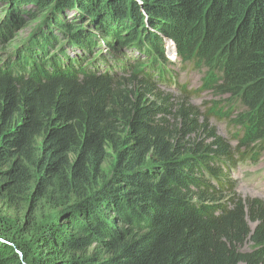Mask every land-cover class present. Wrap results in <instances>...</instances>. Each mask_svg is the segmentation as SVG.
I'll use <instances>...</instances> for the list:
<instances>
[{
	"label": "trees",
	"instance_id": "16d2710c",
	"mask_svg": "<svg viewBox=\"0 0 264 264\" xmlns=\"http://www.w3.org/2000/svg\"><path fill=\"white\" fill-rule=\"evenodd\" d=\"M19 1L55 16L0 61V187L61 209L30 245L0 227V264H264V209L224 181L264 150V0ZM177 62L204 112L158 90Z\"/></svg>",
	"mask_w": 264,
	"mask_h": 264
},
{
	"label": "rangeland",
	"instance_id": "374dc122",
	"mask_svg": "<svg viewBox=\"0 0 264 264\" xmlns=\"http://www.w3.org/2000/svg\"><path fill=\"white\" fill-rule=\"evenodd\" d=\"M17 1L20 2L19 0ZM50 8L51 9L41 17H37L40 15L39 13L36 15H29L30 12L28 11L30 10V5L28 4H17L15 6L11 4L10 0H0V12L5 16L0 26L7 23L11 26L7 27L8 30L3 34L5 37H0V61L12 52L13 47L16 46L29 31L32 30L30 32L31 35L29 34L30 39L22 44L19 48L20 50H18L22 51L25 45L39 41L40 32L42 30L46 31V26L49 27L46 23L51 16H55L53 5H51ZM66 16L62 20H66L68 23H74V20H76L72 15H68L70 19ZM59 20L62 21L61 19ZM59 32V30H53L55 34H60ZM16 55L17 51L10 59ZM129 63H131L130 65L134 64L133 61H129ZM167 69L172 76V86H157V88L160 92L168 93L170 96L175 97L173 101V99L170 100L169 96L168 102L172 104L175 103L176 105L178 103V98L184 96L188 98L189 103L197 107L199 112L202 113L204 112L203 105H207L209 101L218 100L219 97L215 96L212 92L200 90L204 69H188L178 63L174 67L167 66ZM140 71L141 68L137 69V72ZM184 88L186 91H182ZM141 93L143 92L141 91ZM235 110L236 108L232 110V115H235ZM208 123L214 126L217 133L229 140L232 145L235 144L232 138L233 128L229 126L226 120H219L212 117L208 119ZM8 128L7 126L6 129ZM114 162L115 155L109 151L102 165L104 176L107 177L110 174ZM5 168L6 167L0 166V171H3ZM227 177L228 178L224 181L227 182V187L225 189L228 190L229 193H234L242 201L255 202V204L262 206L264 209V150L261 152L256 162L248 159L240 163L236 171L232 174H227ZM26 190H29V186H24L21 190L17 191V193H8V191L0 187V227L8 233H15L19 240L26 245H30L34 234L41 227L51 220H58L57 213L61 209V206L56 203H49L46 196H39L30 204V202L25 199ZM250 226L253 227L254 223H250ZM251 245L250 242H247L243 249L249 250Z\"/></svg>",
	"mask_w": 264,
	"mask_h": 264
},
{
	"label": "water",
	"instance_id": "95a60500",
	"mask_svg": "<svg viewBox=\"0 0 264 264\" xmlns=\"http://www.w3.org/2000/svg\"><path fill=\"white\" fill-rule=\"evenodd\" d=\"M48 10H49V8H48ZM48 10H47V11H48ZM47 11H46V12H47ZM46 12H45V13H46ZM31 31H32V30H31ZM31 31H29V33H28L23 39H21V40L17 43L16 46L13 47V49H12V53L15 52V51H17V50L21 47L22 44H24L25 42H27V41L30 39V35H31L30 32H31ZM29 34H30V35H29Z\"/></svg>",
	"mask_w": 264,
	"mask_h": 264
},
{
	"label": "bare ground",
	"instance_id": "6f19581e",
	"mask_svg": "<svg viewBox=\"0 0 264 264\" xmlns=\"http://www.w3.org/2000/svg\"><path fill=\"white\" fill-rule=\"evenodd\" d=\"M244 192V191H243Z\"/></svg>",
	"mask_w": 264,
	"mask_h": 264
}]
</instances>
